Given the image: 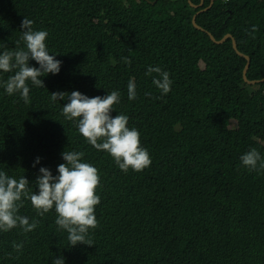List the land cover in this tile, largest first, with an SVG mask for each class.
I'll list each match as a JSON object with an SVG mask.
<instances>
[{
	"label": "trees",
	"instance_id": "16d2710c",
	"mask_svg": "<svg viewBox=\"0 0 264 264\" xmlns=\"http://www.w3.org/2000/svg\"><path fill=\"white\" fill-rule=\"evenodd\" d=\"M210 4L0 0V54L14 50L17 41L25 46L26 17L35 30L49 33L48 51L62 62L59 74L42 77L45 88L29 82L30 104L0 86V171L25 176L39 194L40 168L57 176L62 153L76 151L98 169L101 181L93 246L71 247L68 233L55 224V210L40 217L24 200L19 214L39 226L27 234L0 231V264H52L61 256L65 264H264V172L241 164L252 148L264 157V81L248 85L247 60L232 45L233 38L251 59L248 79L261 81L264 0H215L197 15ZM195 15L205 32L194 27ZM209 34L217 41L232 38L216 44ZM30 66L39 67L34 60ZM150 66L169 73L167 95L153 84L158 74H146ZM12 74L0 72V82ZM130 80L134 101L128 98ZM73 91L90 98L119 91L111 115L129 117L150 167L124 172L91 146L78 121L62 114L68 101L51 100V93ZM14 241L23 243L22 251L13 249Z\"/></svg>",
	"mask_w": 264,
	"mask_h": 264
},
{
	"label": "clouds",
	"instance_id": "9594fccd",
	"mask_svg": "<svg viewBox=\"0 0 264 264\" xmlns=\"http://www.w3.org/2000/svg\"><path fill=\"white\" fill-rule=\"evenodd\" d=\"M33 25L34 21L25 17L21 23V39L25 46L21 48L17 41L14 50H5L0 54V72L13 73L7 80L0 82V86L4 87L8 95L20 94L26 104L31 103L29 82L36 87L45 88L42 77L59 74L62 65L56 59L57 55L48 51L46 41L49 33L46 30H35ZM251 31L254 33L257 28L253 26ZM123 59L125 64L131 65L129 58ZM33 60L39 65L38 68L30 66V61ZM154 72L159 78H154L153 84L167 95L172 85L169 73L150 66L146 74ZM127 92L129 100L137 99L134 81H129ZM120 99L119 91L91 98L79 91L70 94L51 93L53 102L68 101L62 107V114L69 121H78L79 133L91 146L98 151L107 152L122 171L132 169L141 172L150 167L152 160L148 150L141 146L139 131L134 127L129 128V117L124 114L115 117L111 115L114 105L119 104ZM84 155L83 152L64 151L62 158L65 163L58 166L57 176L48 168L41 167L35 182L39 194L32 190L25 176L17 179L0 171V231L7 233L19 228L27 234L39 226V220L32 219L30 222L27 216L19 214L24 207V200H29L40 217L55 210V224L59 230L68 233L67 239L71 247L79 244L93 246L90 229L98 227L95 209L101 203V197L97 195L101 181L98 169L83 162ZM39 162L38 157L36 163ZM241 164L250 172H264V157L256 148L242 155ZM12 247L20 252L23 243L14 241ZM52 264L65 262L61 256L54 258Z\"/></svg>",
	"mask_w": 264,
	"mask_h": 264
},
{
	"label": "water",
	"instance_id": "95a60500",
	"mask_svg": "<svg viewBox=\"0 0 264 264\" xmlns=\"http://www.w3.org/2000/svg\"><path fill=\"white\" fill-rule=\"evenodd\" d=\"M214 2H215V0H212L211 1V4H210V6L208 7V8H206V9H203V10H201L199 13H203V12H205V11H207V10H210L211 8H212V6L214 5ZM203 5V3L200 5V6H202ZM192 7H194V8H198V6H194L193 4H192ZM198 13V14H199ZM196 17H197V15H195L194 16V20L196 19ZM198 29H200V27H198ZM210 37H211V39H212V41L214 42V43H216V44H222V43H224L226 40H228L229 38H232V36L229 34V35H227L224 39H222V40H220V41H217L211 34H210ZM233 39V38H232ZM233 41V44H234V49L235 50H237V42L235 41V39H233L232 40ZM238 54L240 55V56H242V57H244V55L243 54H240L239 52H238ZM245 58H246V60H247V66H246V70L244 71V73H243V77H244V80L245 81H248L247 80V68L248 67H250V65H251V59L248 57V56H245ZM251 85H254V84H256V82H249Z\"/></svg>",
	"mask_w": 264,
	"mask_h": 264
},
{
	"label": "bare ground",
	"instance_id": "6f19581e",
	"mask_svg": "<svg viewBox=\"0 0 264 264\" xmlns=\"http://www.w3.org/2000/svg\"><path fill=\"white\" fill-rule=\"evenodd\" d=\"M191 1V0H190ZM212 1V0H211ZM192 5V4H191ZM195 6V5H194ZM200 14V13H199ZM197 15H198V13H197ZM197 18V17H196ZM193 25H194V27L195 28H197L198 29V27H200L198 24H197V22H196V19L194 20V17H193ZM199 30H202V31H204L205 32V30L203 29V28H201L200 27V29ZM210 35V34H209ZM212 35V34H211ZM213 36V35H212ZM227 36V35H226ZM225 36V37H226ZM224 37V38H225ZM223 38V39H224ZM230 39V38H229ZM233 40V39H232ZM232 45H233V48H234V44H233V41H232ZM235 50V49H234ZM235 52L238 54V52L240 53V54H243L242 52H240L239 50H238V47H237V50H235ZM239 55V54H238ZM244 55V57L243 58H245V54H243ZM240 56V55H239ZM242 57V56H241ZM246 59V58H245ZM246 66H247V64H246ZM246 66H245V68H244V71L246 70ZM248 69H249V67L247 68V71L246 72H248ZM244 71H243V73H244ZM244 78V77H243ZM247 80L248 81H246L249 85H251L249 82H256V84H258V83H260V82H263L264 81V78L260 81V80H255V81H251V80H249L248 79V77H247ZM256 84H254V85H256Z\"/></svg>",
	"mask_w": 264,
	"mask_h": 264
},
{
	"label": "rangeland",
	"instance_id": "374dc122",
	"mask_svg": "<svg viewBox=\"0 0 264 264\" xmlns=\"http://www.w3.org/2000/svg\"><path fill=\"white\" fill-rule=\"evenodd\" d=\"M206 71V70H205ZM249 85V84H248ZM236 126V122L233 121L232 124H231V127L234 128Z\"/></svg>",
	"mask_w": 264,
	"mask_h": 264
}]
</instances>
